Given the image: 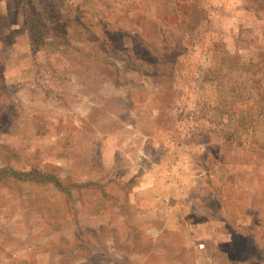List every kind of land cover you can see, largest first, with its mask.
Here are the masks:
<instances>
[{"label": "rangeland", "instance_id": "374dc122", "mask_svg": "<svg viewBox=\"0 0 264 264\" xmlns=\"http://www.w3.org/2000/svg\"><path fill=\"white\" fill-rule=\"evenodd\" d=\"M0 264H264V0H0Z\"/></svg>", "mask_w": 264, "mask_h": 264}, {"label": "trees", "instance_id": "16d2710c", "mask_svg": "<svg viewBox=\"0 0 264 264\" xmlns=\"http://www.w3.org/2000/svg\"><path fill=\"white\" fill-rule=\"evenodd\" d=\"M35 175H36L35 173H29L26 176H28V177L29 176H34L35 177ZM37 178H41L43 180H46L47 182L53 183L54 186L56 188H58L59 190H61V191H64L65 187H67L66 185H63L60 181L56 180V178L54 176L49 175V174H46V175L45 174H37ZM54 179H55V183L53 181Z\"/></svg>", "mask_w": 264, "mask_h": 264}, {"label": "crops", "instance_id": "0c3cea01", "mask_svg": "<svg viewBox=\"0 0 264 264\" xmlns=\"http://www.w3.org/2000/svg\"><path fill=\"white\" fill-rule=\"evenodd\" d=\"M177 183H173L172 185H171V187H174V188H176L177 190H178V192H180V193H183L184 192V190H182V189H179L178 188V186L176 185ZM167 186H170V184H167ZM170 187V188H171ZM181 190V191H180ZM183 196V195H182ZM165 196H163V198H164ZM150 213V212H149ZM169 213V212H168ZM144 214H146V213H144ZM208 223H210V222H208ZM209 225V224H208Z\"/></svg>", "mask_w": 264, "mask_h": 264}, {"label": "built area", "instance_id": "2783aa9c", "mask_svg": "<svg viewBox=\"0 0 264 264\" xmlns=\"http://www.w3.org/2000/svg\"><path fill=\"white\" fill-rule=\"evenodd\" d=\"M201 247H203V245H201Z\"/></svg>", "mask_w": 264, "mask_h": 264}]
</instances>
